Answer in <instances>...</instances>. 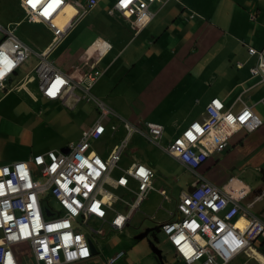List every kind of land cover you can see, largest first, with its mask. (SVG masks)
<instances>
[{
    "label": "crops",
    "instance_id": "0c3cea01",
    "mask_svg": "<svg viewBox=\"0 0 264 264\" xmlns=\"http://www.w3.org/2000/svg\"><path fill=\"white\" fill-rule=\"evenodd\" d=\"M66 1L56 22L62 25L61 14L72 17L79 11L81 16L54 44V36L45 24L27 21L21 0H0V42L8 32H13L30 49L27 61L8 75L0 87V161L3 165L28 161L31 156L49 150L64 151L76 143L81 133L95 124L98 116L96 109L73 99L81 95V89L89 88L95 98L115 113L108 118V123L117 125L113 134L106 126L104 135L92 145L107 139L105 143L111 150L119 144L125 138L120 119L137 125L159 124L163 128L159 146L149 142L159 152L152 155L157 158L160 153L183 172H188L163 148L191 122L202 119L205 106L217 98L232 111L243 105L251 108L262 126L251 133L236 132L223 152L207 159L199 174L219 188L233 181L244 185L252 198L264 190L259 187L252 191L242 180L229 175L233 170L246 171V174L256 170L264 182V85L259 83L258 77L251 76L250 69L255 66L256 57L248 55V48L257 51L264 48V0L153 3L150 10L156 13L154 18L138 32L123 16L108 15L117 0H97L96 6L86 12L88 0ZM97 49L103 51L94 58L91 55ZM41 57L62 74L72 67L78 68L85 75L80 88L62 99L42 98L34 73ZM88 75L94 78L92 83ZM66 132H71V136H62ZM131 138L143 139L138 134ZM110 150L93 151L106 158ZM136 163L153 171V186L154 182L158 184L154 188L164 186L158 179L159 172L163 173L164 169L156 159H139L128 167ZM116 170L121 171L119 167ZM190 176L191 186L196 177ZM248 198L241 200L240 205L245 207L253 201L251 213L264 221V196ZM243 220L237 225L244 223ZM90 221L97 226L93 229L105 231L103 236L113 231L106 223L96 219ZM86 238L94 246L93 241ZM13 251L18 264H24V259L32 260L30 252L27 258H22L21 253ZM96 253L95 248L92 258L80 264H99L93 259ZM176 264L182 263L176 261Z\"/></svg>",
    "mask_w": 264,
    "mask_h": 264
},
{
    "label": "built area",
    "instance_id": "2783aa9c",
    "mask_svg": "<svg viewBox=\"0 0 264 264\" xmlns=\"http://www.w3.org/2000/svg\"><path fill=\"white\" fill-rule=\"evenodd\" d=\"M167 1L128 0L122 4L117 0L108 15L123 16L138 32L156 14L150 6L153 3L164 5ZM96 3L97 0H88L84 12L94 8ZM66 4V0H32V4L21 0L27 21L45 24L54 36V44L81 16L79 11L72 17L61 14L63 22L58 24L57 16ZM99 52L97 49L91 56L97 58ZM248 55L256 57L255 66L250 69L251 76L258 77L259 83L264 85V48L260 51L248 48ZM29 56L30 49L13 32H8L0 42V87ZM34 73L41 97L47 100L72 95L85 77L76 67L62 74L43 57ZM88 76L92 83L94 78ZM81 90V95L73 97L74 102L92 101L98 116L95 124L84 130L76 143L68 146V153L49 150L31 156L26 162L0 166V264H18L12 246L21 243L27 244L35 264L84 263L92 258V253L87 238L79 231L81 226L87 227L89 220L96 219L113 231H121L144 201L158 200L157 209H161V204L169 199L165 189L154 188V173L143 164H133L117 178L112 177L130 137L138 134L159 146L162 126L151 122L137 125L120 119L125 138L103 158L91 150V145L104 135L106 126L115 133L117 125L108 123V118L115 113L95 98L89 88ZM261 126L262 121L251 108L243 105L232 111L214 98L205 106L202 119L191 122L163 148L196 177L193 185L179 195L174 211L168 213L170 218L159 224L178 262L231 264L237 258L246 257L255 264H264L253 254V244L260 239L264 241V221L251 213L253 201L245 207L240 205L248 193L246 187L229 183L218 188L198 172L212 154L224 151L236 132L251 133ZM106 186L125 190L133 196L132 202L113 196L104 189ZM50 200L56 203L57 210L49 206ZM115 204L125 210L115 208ZM155 216L147 218L153 220ZM240 219L245 221L243 227L237 225ZM89 229L93 235H104L101 228ZM123 255L109 258L106 264H115Z\"/></svg>",
    "mask_w": 264,
    "mask_h": 264
},
{
    "label": "rangeland",
    "instance_id": "374dc122",
    "mask_svg": "<svg viewBox=\"0 0 264 264\" xmlns=\"http://www.w3.org/2000/svg\"><path fill=\"white\" fill-rule=\"evenodd\" d=\"M118 16V15H117ZM86 106L91 107L93 110L96 109L98 114V109L92 101L82 100ZM89 109H86L85 112L88 113ZM58 125H56L57 127ZM42 133L43 129L41 126L38 127ZM44 134V133H43ZM135 135V134H133ZM132 135V136H133ZM62 136H71V132H66ZM144 139V138H143ZM142 138H131L128 142L126 149L121 157L118 167L123 171L127 168L132 162H137L139 159L143 158H152L156 159L157 162L161 164L164 169V172H159L158 179H161L164 185L162 188L167 191L169 199L166 202L161 204V209H157L159 206V201L148 199L144 201L139 210L133 216L131 224L124 229L119 231H112L106 234L105 236L99 237L93 235L89 228H96L97 226L90 221L87 227L81 226L79 231L85 234L86 237L90 238L95 248L97 249L96 255L93 259H97L99 264H106V261L116 256L117 254L123 253L124 255L116 261V264H156L154 256L148 245V241L154 243L156 248L161 251L164 261L168 264H176V260L173 255V251L166 241L165 237L158 232V224L164 222L163 220L167 217L170 218L168 213L173 212L175 209L176 200L179 195L186 191L192 182L191 174L189 172H183L179 167L173 164L167 157H162L160 153L157 154V158L152 154L159 152L155 147L149 144L148 141L143 140ZM107 139L97 142L91 146V150H96L97 152H108L110 150V145L105 143ZM161 146L162 145L161 142ZM153 151V153H151ZM150 153V154H149ZM12 163V162H11ZM4 162L0 161V166ZM32 169H35L32 166ZM121 171H119L121 173ZM117 170L114 172L112 177H116L117 174H120ZM247 172H240L238 170H233L230 172V176H236L243 183L250 187V190L254 191L259 187H264V182L259 172L255 170L250 174ZM157 187V183L154 182ZM106 189L113 196L122 198L127 202H132L133 196L124 192L120 189H112L106 186ZM251 191V192H252ZM249 200L252 197L248 198ZM49 206L55 210L58 209V206L53 200L49 201ZM119 204H115V208L120 209ZM156 216L153 220L147 218L150 215L155 214ZM252 211H254L252 209ZM239 227L244 226V223L238 225ZM156 228V229H154ZM145 229H154V231L149 232V234L143 239H138L136 236L140 235ZM104 231V230H103ZM105 232V231H104ZM263 243V244H262ZM254 250L264 257V242L260 239L253 244ZM21 253L22 258H27L29 250L27 244L21 243L12 246V250ZM26 260L24 264H35L30 258ZM231 264H254L249 261L246 257L237 258Z\"/></svg>",
    "mask_w": 264,
    "mask_h": 264
},
{
    "label": "water",
    "instance_id": "95a60500",
    "mask_svg": "<svg viewBox=\"0 0 264 264\" xmlns=\"http://www.w3.org/2000/svg\"><path fill=\"white\" fill-rule=\"evenodd\" d=\"M68 151H69V148H67V149L64 150L63 152L68 153ZM43 206L46 208V206H45L44 203H43ZM45 210H46V209H45ZM46 214L48 215V212H47V211H46ZM154 229H156V228H154ZM154 229H145L140 235L136 236V238H138V239L141 240V239H143L144 237H146V236L149 234V232L154 231ZM88 243H89V248H90V250H91V253H92V255H93V254L95 253V248H94V246L90 243V241H88ZM148 245H149L150 250H151V252H152V254H153V256H154V260H155L156 264H168V263H166V262L164 261V259H163V257H162V254H161V251L158 250V248H156V246L154 245L153 242L148 241Z\"/></svg>",
    "mask_w": 264,
    "mask_h": 264
},
{
    "label": "clouds",
    "instance_id": "9594fccd",
    "mask_svg": "<svg viewBox=\"0 0 264 264\" xmlns=\"http://www.w3.org/2000/svg\"><path fill=\"white\" fill-rule=\"evenodd\" d=\"M103 50H101L100 52H99V54L102 52ZM41 95V94H40ZM43 98V97H42ZM181 134V133H180ZM232 139V138H231ZM231 139H230V141H231ZM230 141H229V143H230ZM229 143H228V145H229ZM227 145V146H228ZM226 149V148H225ZM224 149V150H225ZM223 152V151H222ZM221 153V152H220ZM176 160V159H175ZM17 162V161H16ZM26 162V161H25ZM206 163V162H205ZM203 167V166H202ZM201 167V168H202ZM193 175V174H192ZM195 177V176H194ZM196 180V179H195ZM227 184H229V183H227ZM226 184V185H227ZM238 184V183H237ZM191 185H193V184H191ZM225 185V186H226ZM191 187V186H190ZM217 187V186H216ZM224 187V186H223ZM223 187H221V188H223ZM219 188V187H218ZM185 192V191H184ZM249 194H250V191L248 190V193H247V195L243 198V199H245V198H248L249 197ZM262 196H264V190H262V192L258 195V196H255L254 198H261ZM179 198V197H178ZM254 198H252V200L254 199ZM178 200V199H177ZM176 200V201H177ZM166 202V201H165ZM252 202V201H251ZM249 203V202H248ZM158 230L160 231V228H159V225H158ZM161 232V231H160ZM161 234H162V232H161ZM163 235V234H162ZM164 236V235H163ZM165 237V236H164ZM166 239V238H165ZM167 241V240H166ZM169 244V243H168ZM171 247V246H170ZM172 249V248H171ZM173 251V250H172ZM173 255H174V253H173ZM174 258H175V255H174ZM262 258L264 259V257L262 256ZM176 260V259H175ZM177 261V260H176ZM178 262V261H177ZM18 263V262H17ZM178 263H180V262H178ZM255 264V263H254Z\"/></svg>",
    "mask_w": 264,
    "mask_h": 264
},
{
    "label": "bare ground",
    "instance_id": "6f19581e",
    "mask_svg": "<svg viewBox=\"0 0 264 264\" xmlns=\"http://www.w3.org/2000/svg\"><path fill=\"white\" fill-rule=\"evenodd\" d=\"M233 183H234V181H233ZM109 197L110 198H113V197H111L110 195H109ZM244 221V220H243ZM244 224H245V221H244ZM243 227V226H242ZM253 254L255 255V256H257V258H259V260L261 261V262H264V259L262 258V256L259 254V253H257L256 251H253Z\"/></svg>",
    "mask_w": 264,
    "mask_h": 264
},
{
    "label": "snow or ice",
    "instance_id": "6c2138e0",
    "mask_svg": "<svg viewBox=\"0 0 264 264\" xmlns=\"http://www.w3.org/2000/svg\"><path fill=\"white\" fill-rule=\"evenodd\" d=\"M28 2L30 4H32V0H28ZM121 2H122V4H126V3H128V0H121ZM33 6H35V5L33 4Z\"/></svg>",
    "mask_w": 264,
    "mask_h": 264
},
{
    "label": "trees",
    "instance_id": "16d2710c",
    "mask_svg": "<svg viewBox=\"0 0 264 264\" xmlns=\"http://www.w3.org/2000/svg\"><path fill=\"white\" fill-rule=\"evenodd\" d=\"M158 232H160V231L158 230Z\"/></svg>",
    "mask_w": 264,
    "mask_h": 264
}]
</instances>
